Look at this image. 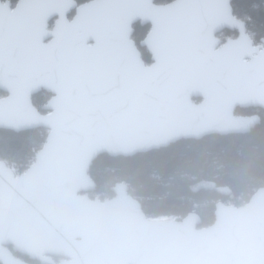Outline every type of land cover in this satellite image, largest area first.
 Wrapping results in <instances>:
<instances>
[{
    "label": "water",
    "instance_id": "95a60500",
    "mask_svg": "<svg viewBox=\"0 0 264 264\" xmlns=\"http://www.w3.org/2000/svg\"><path fill=\"white\" fill-rule=\"evenodd\" d=\"M93 2L78 5L69 21L75 0H19L12 11L0 1L15 14L9 18L18 40L0 55V90L7 92L0 129L46 130L25 171L16 174L0 160V264H31L14 253L40 264H264V188L238 207L217 202L203 227L195 212L147 218L125 182L110 187L111 197L88 195L99 154L132 156L181 138L248 131L256 119L233 111L264 109V38L254 42L232 0H191L186 16L174 14V0H130L142 13L119 37L106 21L79 34L73 23ZM40 6L50 11L37 31ZM61 16L69 33L63 40ZM138 20L151 24L140 41L149 64L131 39ZM223 29L236 36L222 42L216 34ZM40 90L51 93L44 113L31 100Z\"/></svg>",
    "mask_w": 264,
    "mask_h": 264
},
{
    "label": "trees",
    "instance_id": "16d2710c",
    "mask_svg": "<svg viewBox=\"0 0 264 264\" xmlns=\"http://www.w3.org/2000/svg\"><path fill=\"white\" fill-rule=\"evenodd\" d=\"M231 6L234 15L246 22L254 42L264 38V0H232ZM226 31L222 35L232 34ZM144 32L145 27L136 24L135 33ZM48 97L41 91L34 95L33 102L41 106ZM45 135L42 128L19 132L0 129V160L23 171L34 161ZM89 174L96 184L91 192L100 197L112 196L110 187L125 182L129 194L141 203L148 217L179 219L196 211L202 224H208L212 221L213 200L220 195L204 186L194 188L195 184L227 186L235 197L246 199L255 186L264 183V119L243 135L180 140L132 156L102 153L93 160Z\"/></svg>",
    "mask_w": 264,
    "mask_h": 264
},
{
    "label": "snow or ice",
    "instance_id": "6c2138e0",
    "mask_svg": "<svg viewBox=\"0 0 264 264\" xmlns=\"http://www.w3.org/2000/svg\"><path fill=\"white\" fill-rule=\"evenodd\" d=\"M174 2L175 15L186 16L193 13L195 5L191 0H174ZM4 8L5 6L0 5V55L12 52L18 46L14 32L17 21L9 18L15 14H6ZM49 11L47 6H40L35 10L33 24L37 31L42 27V20ZM141 13L142 10L130 0H94L90 6L81 10L72 28L79 34H86L95 30L101 21H106L110 23L113 35L119 37L127 21ZM68 34L61 16V22L58 24V39L63 40Z\"/></svg>",
    "mask_w": 264,
    "mask_h": 264
},
{
    "label": "flooded vegetation",
    "instance_id": "af4514ba",
    "mask_svg": "<svg viewBox=\"0 0 264 264\" xmlns=\"http://www.w3.org/2000/svg\"><path fill=\"white\" fill-rule=\"evenodd\" d=\"M1 1V3H6V2H8L9 3V9H10V11H12L15 7H16V5H17V3H18V1L19 0H0ZM76 1V6H75V8H73L68 14H67V18H68V20L69 21H71L72 20V18H73V16L75 15V13H76V7L78 6V5H80V4H83V3H86V2H88V1H91V0H75ZM156 2L157 3H166V2H161V0H156ZM57 15H54V16H50L48 19H47V22H46V24H47V27L45 28L47 31H49V30H52V28L54 27V24H55V21H56V19H57ZM136 24H138V25H140V26H143V27H145V32H144V34L143 35H138V34H136L135 33V26H136ZM132 28H133V31H132V34H131V39L132 40H134V42H135V45L137 46V48H138V50L140 51V54H141V57H142V59L147 63V64H149L150 62H151V54L149 53V51H148V49H147V47H142V46H140V41L142 40V39H144L145 37H146V35L148 34V32L150 31V29H151V24L150 23H146V24H144V25H141L140 24V21L138 20L137 22H135L133 25H132ZM226 30H228V29H223L222 31H220V32H218L217 34H216V37H218L222 42L225 40V39H227V38H233V37H235L236 36V32L235 31H231V30H229V31H231L232 32V34L231 35H222ZM227 32V31H226ZM221 36H223V37H221ZM51 39V37L50 38H48V39H46V40H44L43 41V43H45V42H48L49 40ZM256 43H258V42H256ZM147 61H149V62H147ZM41 91H44V92H46L45 90H40V91H38V92H36V93H34V94H32L31 95V100H32V103H33V105L41 112V113H44L45 111L44 110H42L41 109V106H37V105H35L34 104V102H33V97H34V95H36L37 93H39V92H41ZM46 93H48L49 94V97L51 96V93H49V92H46ZM7 95V92L6 91H3V90H0V97H5ZM49 97H48V99H49ZM47 99V100H48ZM46 100V101H47ZM201 101V98H194L193 99V102L194 103H199ZM233 116L234 117H254L255 119H256V123L252 126V127H250L249 128V130L248 131H244V132H241V131H237V132H229V133H225V134H221V133H217V132H213V133H209V134H206V135H203L202 137H200V138H181V139H179V140H177V141H180V140H189V139H194V140H201V139H204V138H207V137H209V136H219V135H230V134H232V135H243V134H247V133H249L250 132V130L251 129H253V128H255L258 124H260L261 123V121L264 119V109L263 108H261V107H254V106H249V107H239V106H237L235 109H234V111H233ZM207 187L208 189H213V190H215L216 192H218L219 193V198H217V199H215V200H213V206H212V221L210 222V223H212L213 222V220H214V208H215V204L217 203V202H222V203H224V204H232V205H234V206H236V207H238V206H241V205H243V204H245V203H247V201L249 200V198H250V196L258 189V188H264V183H261L260 185H257V186H255L254 188H253V190L251 191V193H249V194H247V196H246V199L243 197H240V198H238L237 199V197H235V195L232 193V191L227 187V186H214L213 185V183H211V182H207V183H205V182H199V183H196L195 184V186H194V188H202V187ZM141 208H142V205H141ZM143 210V209H142ZM144 212V211H143ZM189 212H195V213H197L198 215H199V213L198 212H196V211H189ZM189 212H187V213H189ZM186 213V214H187ZM185 214V215H186ZM146 215V214H145ZM184 215V216H185ZM184 216H182V217H184ZM146 217L147 218H149V219H154V218H150V217H148L147 215H146ZM182 217H180L179 219H181ZM199 217H200V215H199ZM201 218V217H200ZM161 219H174V218H169V217H164V218H161ZM179 219H176V220H179ZM210 223H208L207 225H209ZM207 225H204V224H202V220H201V223H200V225H198L199 227H203V226H207ZM9 248H11V247H9ZM16 256H19V257H21L22 259H25V260H27L28 258L26 257V256H22V255H19L18 253H14ZM52 259L56 262V263H59V261L62 259V257H59V256H52ZM28 262H30L31 264H40L38 261H36V260H27Z\"/></svg>",
    "mask_w": 264,
    "mask_h": 264
},
{
    "label": "rangeland",
    "instance_id": "374dc122",
    "mask_svg": "<svg viewBox=\"0 0 264 264\" xmlns=\"http://www.w3.org/2000/svg\"><path fill=\"white\" fill-rule=\"evenodd\" d=\"M250 36L252 35L250 32H249ZM223 37V36H221ZM252 37V36H251ZM256 42V41H255ZM7 164L13 169V171L16 173V174H19L23 171H25V169L23 171H21V169H18L16 168L13 164L9 163L8 161H6ZM88 195L91 197V198H99V199H103V197H100V194L98 193H95V192H89ZM102 196V195H101ZM108 197H111V196H106L104 198H108ZM238 199V198H237ZM176 219V218H174ZM204 225H207V224H204Z\"/></svg>",
    "mask_w": 264,
    "mask_h": 264
}]
</instances>
